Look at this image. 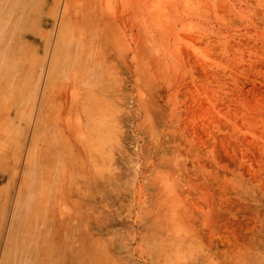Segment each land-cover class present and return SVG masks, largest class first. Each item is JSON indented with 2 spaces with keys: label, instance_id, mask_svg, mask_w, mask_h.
I'll use <instances>...</instances> for the list:
<instances>
[{
  "label": "rangeland",
  "instance_id": "obj_1",
  "mask_svg": "<svg viewBox=\"0 0 264 264\" xmlns=\"http://www.w3.org/2000/svg\"><path fill=\"white\" fill-rule=\"evenodd\" d=\"M0 264H264V0H0Z\"/></svg>",
  "mask_w": 264,
  "mask_h": 264
},
{
  "label": "bare ground",
  "instance_id": "obj_2",
  "mask_svg": "<svg viewBox=\"0 0 264 264\" xmlns=\"http://www.w3.org/2000/svg\"><path fill=\"white\" fill-rule=\"evenodd\" d=\"M108 98V97H107ZM109 100V99H108ZM84 105V103H83ZM102 103H98L97 100H91V102H87L84 106L80 107L78 112H77V118H80L79 121H77V125L74 127V129L72 128H67L66 130V126L64 125L61 129H60V133H59V138L61 140H64L66 142H71L74 146H76L77 148V153H78V162H81L80 167H78L76 165V168H72L70 171H68V176L69 175H72L73 176V173L74 174H80V171L78 170V168L81 171L82 173V176H83V180H87V179H84V177H86V175L88 174V172H91V173H94L93 175L95 174H98L100 172V169H99V165H102L104 162H106V164L108 163V169H111V167L113 166V162L111 161L112 157L111 155H109L110 151H111V148H112V145H113V132H112V114H111V111L113 108H111V106H101ZM104 105V104H103ZM107 105V103H106ZM112 105V104H111ZM111 108V109H110ZM69 125V124H68ZM69 127V126H68ZM72 127V126H70ZM114 131V130H113ZM161 148V147H160ZM108 152V153H107ZM56 160L57 162L58 161H61L62 159L59 158V155H57L56 157ZM55 160V161H56ZM42 162V161H41ZM161 162V161H160ZM137 163V161H136ZM111 166V167H110ZM116 168V167H115ZM137 168V167H136ZM69 170V169H68ZM113 170V168L111 169ZM111 170H109V172H106L109 176L107 177H110L111 179H113V173L114 171L111 172ZM139 172V171H138ZM160 173V172H159ZM67 174V172H66ZM90 175V174H89ZM92 175V174H91ZM92 175V176H93ZM81 176V177H82ZM91 176V177H92ZM67 177V175H66ZM80 177V178H81ZM89 177V176H88ZM96 177V176H95ZM93 177V178H95ZM105 177V176H104ZM106 178V177H105ZM67 179V178H66ZM93 180V179H91ZM99 180V179H98ZM107 180V178H106ZM65 181H68L65 180ZM64 181V185L66 184ZM113 181V180H112ZM111 181V182H112ZM72 182V181H71ZM82 181L79 182L78 181H74L71 185H68V187L64 188L65 191L69 192L70 194H73L72 196H74V194L76 195H86V191H87V188L84 187L86 185L84 184H80ZM91 181H89L90 183ZM109 181V183H111ZM115 182V181H114ZM113 182V183H114ZM133 182V181H132ZM84 183V182H83ZM92 183V182H91ZM70 184V183H69ZM112 184V183H111ZM132 185V184H131ZM134 185V184H133ZM95 186V184H94ZM81 187H84L81 189ZM104 187V186H103ZM135 187V186H134ZM141 187V186H140ZM96 188V187H95ZM97 189V188H96ZM100 189V188H99ZM101 190V189H100ZM135 190V189H134ZM158 190V189H157ZM144 191V190H143ZM161 192L162 190H158L157 192ZM89 193V190L87 191ZM155 192V191H154ZM134 193V191H133ZM151 193V192H150ZM152 194V193H151ZM155 194V193H154ZM162 195V192L160 193ZM153 195V194H152ZM103 196V195H102ZM100 196V197H102ZM141 196V195H140ZM163 196V195H162ZM100 197L97 195V193H94L93 194V198L94 200H98L100 201ZM142 197V196H141ZM148 197V196H146ZM166 198V197H165ZM102 199V198H101ZM140 198L137 199V205L140 206L139 200ZM159 202L158 199H160V197L156 196L153 200H155ZM103 200V199H102ZM101 200V201H102ZM126 200H128L126 198ZM146 200V199H144ZM124 201V200H123ZM149 201V200H147ZM155 201V202H156ZM145 202V201H144ZM153 202V201H152ZM157 202V203H158ZM123 203V202H122ZM121 203V204H122ZM146 203H149V202H146ZM156 203V204H157ZM161 203V202H160ZM104 204V203H103ZM129 204V203H128ZM153 204V203H152ZM156 204H153L156 205ZM109 204H107L108 206ZM145 205V204H144ZM110 206V205H109ZM108 206V207H109ZM142 206V205H141ZM152 206V205H151ZM150 206V207H151ZM152 206V207H153ZM162 206V204H161ZM166 207L168 206L167 202H166ZM124 207V206H123ZM163 207V206H162ZM126 208V207H125ZM140 208V207H138ZM155 208V207H154ZM157 209V208H156ZM131 210V209H130ZM141 210V209H140ZM149 211V210H148ZM154 210L152 209V211H150L151 215H152V212ZM159 210L157 209L156 214H159L157 213ZM164 210L160 211L161 214H159L160 216H162V212ZM141 214V212H140ZM143 214V213H142ZM154 214V216L156 215ZM166 214L163 213V215ZM145 215H147L145 213ZM159 215H156V216H159ZM136 216V215H135ZM139 216V215H138ZM154 216L152 215V217L150 218V221H152L154 219ZM159 216V217H160ZM120 217V216H118ZM144 217V215H143ZM141 217V218H143ZM158 217V218H159ZM163 217L162 216V219H158L160 224H162V220H163ZM166 217H167V214H166ZM148 218V217H147ZM153 218V219H152ZM141 220V219H140ZM166 220V218L164 219V221ZM154 221V220H153ZM155 222V221H154ZM156 223H158V221L156 220ZM156 223H154L156 225ZM153 224V223H152ZM151 224V226H152ZM156 226H159V224H157ZM140 227V226H139ZM142 227V226H141ZM144 227V226H143ZM142 227V228H143ZM140 229V228H139ZM157 229V228H156ZM155 229V231H156ZM160 229V228H159ZM158 229V230H159ZM86 232V230H85ZM87 233V232H86ZM88 236V234H87ZM86 236V237H87ZM94 237V236H93ZM97 239V238H96ZM96 239L94 238V244H95V241ZM90 240V239H89ZM93 242V240H92ZM98 243V241L96 242ZM82 244V243H81ZM96 247V245L94 246ZM100 247V246H99ZM96 250L95 251H98V246L95 248ZM81 252H84V251H81ZM94 253V251H93ZM96 254V253H95ZM171 259V258H169ZM169 259L167 260L168 263H169ZM172 260V259H171ZM170 260V261H171ZM172 262V261H171ZM170 262V263H171Z\"/></svg>",
  "mask_w": 264,
  "mask_h": 264
}]
</instances>
